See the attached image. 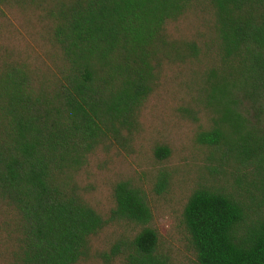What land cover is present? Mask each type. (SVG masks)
<instances>
[{
	"label": "trees",
	"instance_id": "16d2710c",
	"mask_svg": "<svg viewBox=\"0 0 264 264\" xmlns=\"http://www.w3.org/2000/svg\"><path fill=\"white\" fill-rule=\"evenodd\" d=\"M198 1L0 0V13L39 9L62 61L52 80L20 60L0 64V199L22 219L17 264L85 262L93 238L115 220L140 229L104 258L166 264L143 188L118 182L104 216L73 173L99 145L135 130L175 50L168 24ZM205 1L216 13L219 65L205 78L202 100L212 117L199 140L233 166L211 168L215 182L191 192L183 223L198 264H264V0ZM242 98L252 102L256 123L243 114ZM155 153L165 158L170 149Z\"/></svg>",
	"mask_w": 264,
	"mask_h": 264
},
{
	"label": "rangeland",
	"instance_id": "374dc122",
	"mask_svg": "<svg viewBox=\"0 0 264 264\" xmlns=\"http://www.w3.org/2000/svg\"><path fill=\"white\" fill-rule=\"evenodd\" d=\"M49 27L36 7H4L0 13V64L6 58L20 60L36 76L52 80L62 61ZM167 29L175 50L160 68L135 130L87 154L73 179L84 198L104 216L115 207L118 182L126 180L143 188L153 213L150 226L159 233L166 264H198L183 223L185 204L196 187L215 182L211 168L231 171L233 166L232 161L224 164L217 159L219 153L199 140L212 117L202 100L205 78L219 65L215 9L200 0ZM242 101L248 110L242 109L243 114L256 123L258 113L252 102ZM261 119L264 127V114ZM161 145L170 149L165 158L155 153ZM216 182L226 185L222 175ZM21 228L19 211L0 199V264H17ZM139 229L129 221L111 222L93 238L92 257L80 264H127L121 253L109 259L103 254L130 240Z\"/></svg>",
	"mask_w": 264,
	"mask_h": 264
}]
</instances>
